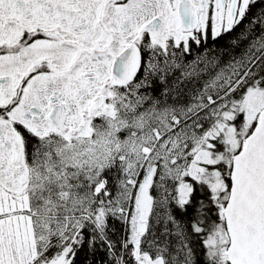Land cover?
<instances>
[{
	"label": "snow or ice",
	"instance_id": "snow-or-ice-1",
	"mask_svg": "<svg viewBox=\"0 0 264 264\" xmlns=\"http://www.w3.org/2000/svg\"><path fill=\"white\" fill-rule=\"evenodd\" d=\"M0 264H264V0H0Z\"/></svg>",
	"mask_w": 264,
	"mask_h": 264
}]
</instances>
